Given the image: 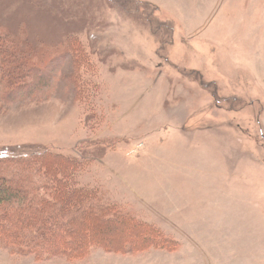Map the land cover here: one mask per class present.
I'll use <instances>...</instances> for the list:
<instances>
[{
	"label": "rangeland",
	"instance_id": "rangeland-1",
	"mask_svg": "<svg viewBox=\"0 0 264 264\" xmlns=\"http://www.w3.org/2000/svg\"><path fill=\"white\" fill-rule=\"evenodd\" d=\"M1 36L24 68L0 62V155L79 160L161 237L112 222L81 258L0 241V264H264V0H0Z\"/></svg>",
	"mask_w": 264,
	"mask_h": 264
},
{
	"label": "trees",
	"instance_id": "trees-1",
	"mask_svg": "<svg viewBox=\"0 0 264 264\" xmlns=\"http://www.w3.org/2000/svg\"><path fill=\"white\" fill-rule=\"evenodd\" d=\"M0 39L5 41L3 44L11 42L5 36ZM19 54L16 49H6L4 56L0 55V62L7 64L9 69L15 66L21 71L24 66L20 64L24 61ZM29 74L25 70L17 74L8 71L6 80L8 84L9 81H16L26 85ZM82 167L79 160L47 150L19 158L0 155L2 244L17 246L19 251L37 256L46 252L43 254L46 257L60 256L74 260L83 257L95 246L99 241L97 237L116 233V227L110 226L112 222L119 223V233H131V225L134 234L142 235L140 238L143 241L150 237L160 239L161 235L155 229L111 211L91 190L79 187ZM133 246H137L134 241L120 242V247L125 250Z\"/></svg>",
	"mask_w": 264,
	"mask_h": 264
}]
</instances>
